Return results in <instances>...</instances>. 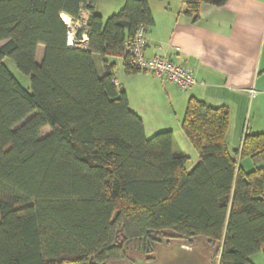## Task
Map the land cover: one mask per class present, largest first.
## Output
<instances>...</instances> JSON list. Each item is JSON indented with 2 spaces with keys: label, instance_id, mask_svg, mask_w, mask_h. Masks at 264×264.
<instances>
[{
  "label": "trees",
  "instance_id": "trees-1",
  "mask_svg": "<svg viewBox=\"0 0 264 264\" xmlns=\"http://www.w3.org/2000/svg\"><path fill=\"white\" fill-rule=\"evenodd\" d=\"M96 2L0 0V264H107L125 259L131 244L150 263L163 239L198 237L220 243L219 264H253L264 255V133H247L231 151L228 108L191 97L182 129L199 160L188 171L171 130L146 136L104 59L140 72L126 43L154 25L149 0H126L107 19ZM183 2L197 20L202 4L227 0ZM85 10L76 37L88 43L70 46L62 16L81 21ZM5 58L30 77V91ZM239 157L255 168L243 170Z\"/></svg>",
  "mask_w": 264,
  "mask_h": 264
},
{
  "label": "crops",
  "instance_id": "crops-1",
  "mask_svg": "<svg viewBox=\"0 0 264 264\" xmlns=\"http://www.w3.org/2000/svg\"><path fill=\"white\" fill-rule=\"evenodd\" d=\"M149 6L154 25L146 29V56L190 66L198 83L183 92L151 72L128 74L121 57L104 58L114 63L116 82L125 90L131 110L142 118L146 136L148 131L171 130L174 152L184 154L175 133H182L177 128H182L191 97L228 108L226 138L231 151L242 148L247 133H264V0L202 4L197 20L184 14L183 0H149ZM83 12L87 18L88 11ZM104 59L95 57L99 71ZM115 59L123 62L119 74ZM239 166L247 172L255 168L249 157H239ZM258 167H264V161ZM251 261L264 264V255L256 253ZM147 264H209V259L204 247L168 244L159 247L155 260Z\"/></svg>",
  "mask_w": 264,
  "mask_h": 264
},
{
  "label": "rangeland",
  "instance_id": "rangeland-1",
  "mask_svg": "<svg viewBox=\"0 0 264 264\" xmlns=\"http://www.w3.org/2000/svg\"><path fill=\"white\" fill-rule=\"evenodd\" d=\"M126 0H97L96 2V9L99 13H101V15H103L106 19L109 18L110 16L117 14L125 5ZM85 13L82 12V18L81 21H73L72 20V24L68 25L70 32H69V39L72 38V46H76L79 48H82L81 43H80V39H77L76 37V32L77 30L81 29L82 26L84 25L82 20H85L86 15H84ZM83 38V37H82ZM70 42V41H69ZM43 52H44V48L43 46H41L38 50V54H37V62L41 63L42 61V57H43ZM115 62H117V72L119 74V69L123 66V62L121 60L115 59ZM5 65L8 67V69L11 71V73L14 75V77L20 82V84L28 91L31 90V80L30 77L27 75H24L23 73H21L19 71V69L17 68L15 62L10 59V58H5L4 60ZM100 63L97 59V64ZM178 124H176V127ZM182 126V124H181ZM181 129V132L179 134V132L177 131L175 133L176 136V145L181 149V151H183V153L185 155H187L189 157V161L187 162V169L189 171H191V169L196 165V163L198 162V158H199V154L197 149L191 144V142H189L188 139H186V136L184 134V132L182 131V128H177ZM162 131V130H161ZM165 131V130H163ZM51 132V130L47 127L45 129H43L41 131V137H45L46 135H48ZM160 132V131H158ZM158 132H150L148 131V138L151 137L152 135H154L155 133ZM185 138V139H184ZM162 234V237L166 238V236H173V233L171 231H164ZM120 240H122V238H120ZM170 244H177V245H186L189 247H204V251L205 254L207 255L208 259H209V264H219L220 262V243L219 244H210L207 239H205L204 237H198L196 240H194L193 242H184L183 240L180 239H175L174 241H170L167 242L165 239H163V241L161 243H158L157 249H159V247L164 246V245H168ZM156 249V251H157ZM156 254V252H155ZM147 256L145 253L141 252L136 244H131L128 247V252H127V256L125 259L123 260H119V261H110L107 264H147V260H146Z\"/></svg>",
  "mask_w": 264,
  "mask_h": 264
},
{
  "label": "built area",
  "instance_id": "built-area-1",
  "mask_svg": "<svg viewBox=\"0 0 264 264\" xmlns=\"http://www.w3.org/2000/svg\"><path fill=\"white\" fill-rule=\"evenodd\" d=\"M80 43L85 48L88 43L86 34L82 35ZM146 28L141 26L132 41L126 43L129 52V65L140 72H151L160 80L176 84L183 92L190 90L198 83L193 68L178 64L163 56H146ZM73 45V43H71Z\"/></svg>",
  "mask_w": 264,
  "mask_h": 264
},
{
  "label": "bare ground",
  "instance_id": "bare-ground-1",
  "mask_svg": "<svg viewBox=\"0 0 264 264\" xmlns=\"http://www.w3.org/2000/svg\"><path fill=\"white\" fill-rule=\"evenodd\" d=\"M62 18H63V20L65 21V23L67 25H71L72 24V19L69 16L63 15ZM69 41H70L69 44H71L72 43V38H70Z\"/></svg>",
  "mask_w": 264,
  "mask_h": 264
},
{
  "label": "water",
  "instance_id": "water-1",
  "mask_svg": "<svg viewBox=\"0 0 264 264\" xmlns=\"http://www.w3.org/2000/svg\"><path fill=\"white\" fill-rule=\"evenodd\" d=\"M70 46H72L71 44H69Z\"/></svg>",
  "mask_w": 264,
  "mask_h": 264
}]
</instances>
